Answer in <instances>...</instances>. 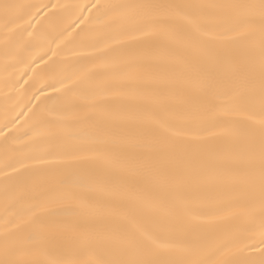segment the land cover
<instances>
[{
	"label": "snow or ice",
	"instance_id": "snow-or-ice-1",
	"mask_svg": "<svg viewBox=\"0 0 264 264\" xmlns=\"http://www.w3.org/2000/svg\"><path fill=\"white\" fill-rule=\"evenodd\" d=\"M0 264H264V0H0Z\"/></svg>",
	"mask_w": 264,
	"mask_h": 264
},
{
	"label": "bare ground",
	"instance_id": "bare-ground-1",
	"mask_svg": "<svg viewBox=\"0 0 264 264\" xmlns=\"http://www.w3.org/2000/svg\"><path fill=\"white\" fill-rule=\"evenodd\" d=\"M21 2L26 3H48L49 0H21ZM52 3H65L69 2V0H51ZM73 2H80V3H86L87 0H73ZM0 116H2V113H0Z\"/></svg>",
	"mask_w": 264,
	"mask_h": 264
}]
</instances>
